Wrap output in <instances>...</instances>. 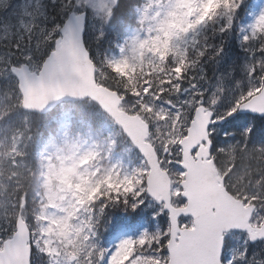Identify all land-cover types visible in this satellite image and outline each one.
<instances>
[{"label": "snow or ice", "instance_id": "obj_1", "mask_svg": "<svg viewBox=\"0 0 264 264\" xmlns=\"http://www.w3.org/2000/svg\"><path fill=\"white\" fill-rule=\"evenodd\" d=\"M35 2V14L29 11L32 0L27 4L20 0L19 15L13 11L6 20L0 18V25L14 30L12 40L0 45V49L7 48V59L0 53V100L14 105L0 113V135L12 141L23 126L21 140L14 145L15 154L9 157L11 167L18 169L23 162L25 171L31 169L35 176L36 162L40 161L41 186L46 191L52 175L63 182L57 199L63 214L58 223L64 229L65 246L58 248L54 257L47 250L51 246L48 237L33 231L38 220L36 200L40 201L39 215H46L44 205L50 197L33 192L35 200L30 202L24 192L10 198L9 207L17 215L0 221V248L10 246L26 228L27 264H61L59 257H63V264H117L128 245L133 251L124 264H133L142 254L150 255L155 264H264V103L253 106L255 97L264 96V3L227 0L208 10L209 0H171L173 7L163 16L158 12L155 24L142 38L139 32L129 35L122 11H133L128 0ZM217 18L222 20L214 29V35H220L219 43L197 47L198 42L193 41L191 52L185 50L175 60L170 54L168 79L163 83L137 77L142 83L133 90L126 83L99 78L101 71H106L115 79L119 74L113 71L114 66L134 62L136 52L153 36L167 38L168 47L180 51L188 32L195 34ZM143 19L141 16L139 22ZM238 20L245 21L239 25L238 39L248 85L225 101L223 89L210 93L177 65L186 69L206 58L219 64L230 54L226 38ZM89 27L94 43L99 46L108 41L119 55L105 54L98 61L97 53L90 51ZM129 48L132 56L126 55ZM89 65L92 80L115 94L117 108L146 124L142 137L138 138L99 95L85 92L89 88L85 71ZM235 66L233 59L230 67ZM120 79L126 81L127 77ZM29 87L47 89V102L38 107L23 104ZM64 100H70L71 106L49 119V106ZM201 111L207 114L205 135L191 147L190 154L193 158L203 154L220 172L218 183L236 197L243 226L225 228L215 223L225 211L224 202L215 195L216 184L198 177L186 163L184 144L172 139L176 135L174 125H179L181 137L187 136ZM248 112L253 115L249 117ZM101 114L120 129L119 138L105 133ZM36 123L47 128L40 137L32 133ZM121 143L127 145L126 160L118 151ZM229 150L234 158L225 171ZM105 152L108 165L102 166ZM246 158L256 159L262 167L241 176L237 184L233 176L244 171ZM157 167L168 176L167 195L153 190L152 174ZM9 183H13L11 178ZM145 216L151 227L119 239L111 248L101 243V227L103 232L116 235ZM76 239L87 241L82 251Z\"/></svg>", "mask_w": 264, "mask_h": 264}, {"label": "rangeland", "instance_id": "obj_2", "mask_svg": "<svg viewBox=\"0 0 264 264\" xmlns=\"http://www.w3.org/2000/svg\"><path fill=\"white\" fill-rule=\"evenodd\" d=\"M19 3L20 2L13 3V0H4L3 3H0V14L3 12L2 18L6 20L7 17L11 13H13V11H15L17 15H19L22 11V6L19 5ZM23 3L27 4V0L25 2L23 1ZM14 6H17V7L14 8ZM36 6L37 4L35 0H32V4L29 6V11L35 14L36 11L32 10L31 8L36 7ZM172 7H173V3L171 2V0H147V4H145L144 8L142 9L140 13V18L141 16H144L142 26L140 28L135 29L131 33V35L133 33L139 32L142 38L145 37L149 29H151L153 25L155 24V17L157 16V13L159 12V15L163 16L165 12H167ZM145 13L146 15H144ZM25 20L29 23L31 22L30 17H25ZM0 28L2 30L1 36H4L6 34H12V35L14 34V30L6 27L5 25H0ZM187 34L184 37V39H186ZM166 47H168L167 38L156 39V37L153 36L150 43L143 44L139 48V50L136 52L134 62L122 61L116 66L120 67L123 70L129 69V68L134 70L137 67H144L146 63L148 62L146 61V58H145L146 56L151 57L152 54H155V52L160 53L162 49ZM0 53L4 55L5 59H7L5 57L4 51L0 50ZM116 55H119V53ZM126 55L128 56L133 55L131 48H129ZM233 57L234 55L229 54V56L226 57L222 61L223 68H222L220 78L218 81V84L220 83L228 87L230 90H232L230 93L231 95L228 98V100L234 98L235 95H238L242 88V86L240 87V85L237 84V82H235L233 78V68L230 67L233 61ZM243 65H244V61H243ZM161 118H163V116H161ZM174 128H175L176 135L172 139L178 140L180 138L179 125L178 124L174 125ZM14 145L10 146L9 144H7V142L2 140L0 136V176L10 178L16 171V169L14 170L8 162L9 157L15 154L16 150H15ZM22 149H23V146H21L19 151H21ZM4 181H5L4 178H0V182H4ZM69 182H71L70 179H69ZM62 183L63 182L61 181L58 175L54 174L50 177L49 188L47 189V196H49L50 198L47 201L48 202L47 207L45 205V208L47 209V214L44 215L47 219V223L45 224V230L47 233L46 236L48 237L49 244L51 245L50 247H51L52 252L54 253V256H56L58 248L65 246V241L62 238V233L64 229L58 223L63 218V214L59 208L60 201L57 199V197L60 194L61 188H62ZM57 229H59V231ZM124 237L126 236H122L121 238H124ZM86 243H87L86 241H82L81 246L83 247L84 244ZM75 244L77 246L80 244L78 239L75 240ZM71 246H72L71 244L67 245V247L69 248ZM80 250L82 251L83 249H80ZM120 257L118 258V261ZM59 258L61 260V264H63V257H59ZM133 264H153V258L151 256L137 257V259L133 261Z\"/></svg>", "mask_w": 264, "mask_h": 264}, {"label": "water", "instance_id": "obj_3", "mask_svg": "<svg viewBox=\"0 0 264 264\" xmlns=\"http://www.w3.org/2000/svg\"><path fill=\"white\" fill-rule=\"evenodd\" d=\"M86 74L88 77V80H90V84L93 86L95 90L96 87L93 85L92 80L90 79L91 74V66L89 65L86 68ZM28 90L25 92V104L30 107H38L42 105L43 102H47L44 98L47 95V89L45 88H27ZM89 90L86 89L85 91ZM78 95L85 94L84 92H78ZM264 103V96H257L255 97L253 101V106H258V104ZM54 105V104H52ZM50 105L49 108L52 106ZM205 135V134H204ZM190 149V147L188 148ZM200 157V156H199ZM186 163L190 165L191 169H194L197 173L198 177L209 180L216 184V191L215 195L224 202L225 204V211L223 215L216 218L215 223L218 225H221L225 228L227 227H233L237 225H241L240 215L241 211L236 206V200H234L233 197H231L229 194H227L223 188L222 185H219L217 183V179L214 177V174L212 172L213 168L211 165V162H197L194 163L193 161H189V158L187 156ZM160 176L163 178V185H160ZM187 183V181H185ZM152 184H153V190L157 193H163L167 195V187H168V179H166L162 173L157 170L152 174ZM27 231L25 228H22L20 233H18L17 237L13 242L10 243V246L5 247L4 251H0V264H27V257L28 253L21 248H24V244L27 240Z\"/></svg>", "mask_w": 264, "mask_h": 264}, {"label": "trees", "instance_id": "obj_4", "mask_svg": "<svg viewBox=\"0 0 264 264\" xmlns=\"http://www.w3.org/2000/svg\"><path fill=\"white\" fill-rule=\"evenodd\" d=\"M128 3L131 6V8L133 9V11H131L129 13H127L126 10H122V11L124 12V15L126 17L127 24H133L134 20H135V15H136L135 14V7H136V5L141 3V0H128ZM220 3L226 4L227 0H213L211 5H210L209 10L215 8ZM221 22H222V20L220 18H217V21L215 23L209 22L207 26L203 27L201 34L199 35V37L196 40V42H198V44L196 46L197 47L202 46L206 42L209 44L219 43L220 35L219 34L214 35V29L217 28L219 26V23H221ZM231 34H238L239 35L237 25ZM229 35L227 36L226 41L229 40ZM1 45H5V44H1ZM107 46H108V41H105L103 45H99L98 47H101L102 52H104ZM191 51H192V48H190L188 52H191ZM99 53H100V51L97 50V54H99ZM191 59L194 61L195 57L193 56V57H191ZM210 60L211 59L206 58L204 61H202L200 63L190 64L191 66H188L186 69H184L183 66H181V69L185 70L187 74L189 72L197 73L198 71L203 70V74H204L207 71L208 62ZM49 119H51V117H49ZM46 131H47V128H41L39 123H36L34 125V131L32 133L35 134L37 137H40V136L44 135V133ZM243 163L244 164H243L242 168L244 169V171L241 172V175H247L248 173L254 172V171L258 170L260 167H262V165H260L256 159L244 160ZM17 195H18V193H16V197H17ZM31 200H35V197L32 196V192L30 195V202H31ZM13 215H14V211L9 209V211L7 213L6 221L9 220Z\"/></svg>", "mask_w": 264, "mask_h": 264}]
</instances>
